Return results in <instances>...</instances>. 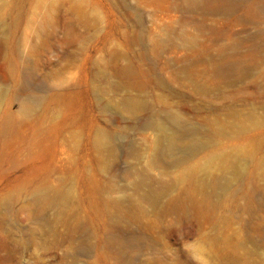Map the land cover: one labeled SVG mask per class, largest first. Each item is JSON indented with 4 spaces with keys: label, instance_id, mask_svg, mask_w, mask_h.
Returning a JSON list of instances; mask_svg holds the SVG:
<instances>
[{
    "label": "rangeland",
    "instance_id": "374dc122",
    "mask_svg": "<svg viewBox=\"0 0 264 264\" xmlns=\"http://www.w3.org/2000/svg\"><path fill=\"white\" fill-rule=\"evenodd\" d=\"M111 1L0 0L18 57L0 59L5 115L13 114L11 131L0 132V264H264V122L228 138L241 153L252 152L253 161L242 163L232 183L219 186L202 213L190 202L184 206L187 182L180 177L222 151L215 146L177 165L151 167L147 181L156 203L142 200L140 216L131 211L123 227L109 221L106 196L121 200L124 209L130 197H142L143 190L130 186L131 170L149 165L157 137L140 126L142 115L124 109V96L145 92L156 109L179 107L202 128L231 107L237 106L241 119L249 109L264 113V72L247 80L250 87L225 88L223 94H242L232 105L225 94L200 92L179 64L167 65L186 51L155 44L171 27L179 28L181 13L162 0H126L128 6L118 9ZM221 18L207 15L208 26L234 36L264 27V20L249 25ZM206 33L204 42L214 37ZM129 64L131 70L120 74ZM107 79L132 85L95 93ZM160 95L168 99L158 103L154 97ZM30 99L32 109L22 116L20 101ZM245 100L253 108L245 109ZM2 123L0 118V128ZM102 133L109 140L99 149ZM118 233L127 240L122 248L108 241Z\"/></svg>",
    "mask_w": 264,
    "mask_h": 264
},
{
    "label": "bare ground",
    "instance_id": "6f19581e",
    "mask_svg": "<svg viewBox=\"0 0 264 264\" xmlns=\"http://www.w3.org/2000/svg\"><path fill=\"white\" fill-rule=\"evenodd\" d=\"M162 1H166L169 9L181 13L182 16L179 28L171 27L167 32L166 38L156 39L155 44L164 51L174 49L186 51L184 57L169 60L167 65L179 64L180 71L192 81L196 90L209 94L222 93L223 96L225 88H231L240 83H245L246 87H250L251 85L248 84L247 80L256 72H264V27L258 26L264 20V0ZM110 3L117 9L122 6H128L126 0H114ZM207 15L218 16V18L233 17L231 22L238 24L259 23L257 25L258 30L255 33L247 34V36H234L235 32L233 34L223 28V30L217 29L218 27L215 28L217 25L215 27L210 26L211 24L208 26ZM8 17L6 10H4L3 6H0V59L4 63H11L15 58H18L13 56L15 54V48L11 43L13 26L8 22ZM191 27L195 31H192ZM208 30L213 33L214 37L207 38V41L204 42L203 37L206 38L205 34H207ZM139 40L144 43V39H142L140 34ZM222 40H228V42L221 43L220 41ZM131 67L132 65L129 64L120 67L118 71L120 74H125L131 70ZM206 72L212 73L209 76L205 75ZM6 77L5 74L2 75L1 79H4L3 82L6 81ZM124 83L107 79V83L103 87H96L94 91L95 93H100L101 91L119 92L125 90L127 85H132L130 82ZM155 85L157 88H161L162 82L157 81ZM258 85L256 87H260ZM24 90L25 87L23 88ZM3 95V91H0V118L1 120L3 119L0 132L2 133L11 131L13 127V114L5 115L6 109L2 102ZM138 95H126L122 101L125 103V105L123 104L124 109L131 115H134V117L142 115L141 127L152 129L156 132L153 159L146 168L134 170V172L131 170L135 177L130 182V186L136 191L143 190V193L140 199L130 197L127 200L129 203L128 209L121 207V200L114 199V197L112 198L109 195L105 197L109 221L117 227H123V219L129 217L131 211L136 216L142 213V200H148L152 204L156 203V191L151 185H148L147 181L151 167L177 165L183 161L191 160L200 153V150L205 149L207 146H215L222 151L211 152L202 164L196 163L188 166L185 171L186 174L180 177V180L187 182V186L182 190L184 206L187 207L190 202L198 212L202 213L207 208L211 195L216 192L219 186H226L232 183L240 173L242 163L253 161L252 152L241 153L238 146L235 144L231 145L230 141L232 142L233 140H228V138L243 136L250 131L249 128L252 124L261 126L264 122V113L259 114L254 109H249L248 111L246 110V117L241 119L237 106L231 107L227 113H216V115L211 117L208 123L209 126L202 128L190 122V119L186 117V113L182 112L179 107L178 109L165 107L166 109H161V111L152 104L155 102L150 98L149 94L144 92V94ZM241 95L236 91L226 95L225 98L232 105L234 100L240 98ZM167 97L160 95L154 98L158 103H162L168 99ZM32 100L20 101L21 108L19 113L22 116L31 111ZM245 104L249 105V102L245 100ZM186 105L187 103L185 108H187ZM244 108L253 107L249 105L244 106ZM244 139L247 138L244 136ZM108 140L109 137L102 133L97 140V148H106ZM225 148H229L227 152L224 151ZM105 154V152H102V155L105 156ZM108 166L105 168L107 169ZM199 173H201V177L197 175ZM108 192L111 191L109 190ZM108 241L117 248H122L127 240L122 237L121 233H118L111 234Z\"/></svg>",
    "mask_w": 264,
    "mask_h": 264
}]
</instances>
